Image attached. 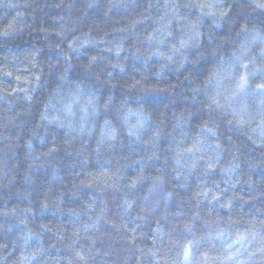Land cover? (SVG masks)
I'll list each match as a JSON object with an SVG mask.
<instances>
[{"label": "trees", "instance_id": "1", "mask_svg": "<svg viewBox=\"0 0 264 264\" xmlns=\"http://www.w3.org/2000/svg\"><path fill=\"white\" fill-rule=\"evenodd\" d=\"M0 25V264H264V0H0ZM224 86L251 115L213 136Z\"/></svg>", "mask_w": 264, "mask_h": 264}, {"label": "clouds", "instance_id": "2", "mask_svg": "<svg viewBox=\"0 0 264 264\" xmlns=\"http://www.w3.org/2000/svg\"><path fill=\"white\" fill-rule=\"evenodd\" d=\"M9 27L7 25H0V36H9ZM186 43V41L184 42ZM183 47V43L181 44ZM238 95V89L231 86H224L218 88L213 95H209L204 101L205 107H199L198 110L201 115L207 116V120L204 123L206 131L210 132L213 136L215 132L212 131L216 127L215 121H223L231 113V118L228 119V123L235 122L238 126H244L248 124V120L245 117L251 114L248 111H238V106L242 105L244 101L242 98H236ZM264 103V101H262ZM262 116V122H264V109L260 110ZM211 125L212 127H208Z\"/></svg>", "mask_w": 264, "mask_h": 264}, {"label": "snow or ice", "instance_id": "3", "mask_svg": "<svg viewBox=\"0 0 264 264\" xmlns=\"http://www.w3.org/2000/svg\"><path fill=\"white\" fill-rule=\"evenodd\" d=\"M242 80H245V78H242ZM258 87L264 89V85H259Z\"/></svg>", "mask_w": 264, "mask_h": 264}]
</instances>
